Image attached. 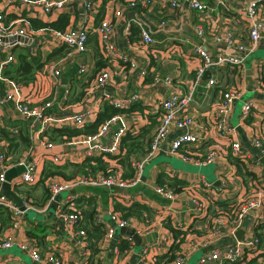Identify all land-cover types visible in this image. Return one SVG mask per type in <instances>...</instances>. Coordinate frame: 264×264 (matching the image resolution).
<instances>
[{
  "label": "crops",
  "instance_id": "obj_1",
  "mask_svg": "<svg viewBox=\"0 0 264 264\" xmlns=\"http://www.w3.org/2000/svg\"><path fill=\"white\" fill-rule=\"evenodd\" d=\"M203 1L209 6L203 13L196 10L181 12L169 6L164 0H154L150 4L136 8H127L126 0H104L92 15L85 13L79 0L74 4L66 5L62 10L55 9L49 14H44L40 6H32L28 12L30 19L48 22L57 19L62 13H67L69 17L67 27L85 25L89 30V40L86 50L74 52L72 56L62 61L61 77L56 87L51 84L53 82L48 76L42 74L43 66L47 61L64 57L70 48L64 44L50 47L49 36H41V43L36 53L31 52L36 47L17 44L13 48L15 57L17 52L25 49L38 55L42 61L40 69L33 72L34 82H19L24 97L29 101H35L37 95L44 93L47 99L52 90L57 89L59 97L55 102V108L60 115L66 110L76 111L86 106L98 111L101 101L88 97L84 88L89 82H93L97 70L102 67L110 68L114 77L113 84L108 85L112 100L122 101V98L134 93L140 95L139 98L126 104V107L133 105V110L122 112V120L129 124L134 132L132 135L139 136L140 145H135L132 149L134 144H130L128 147L131 148V152L128 154V161L125 165L122 162V159L126 160L124 153L119 162L124 175L135 172L132 162L146 153L150 137L158 122V102L171 91L186 93L190 89L196 67L202 62L195 51V45L201 43L209 54H214L220 46L212 34L223 30L226 24H232L234 32L239 37L246 35V21L240 10L230 14L216 0ZM225 1L232 6L239 2V0ZM116 9L121 11L118 16L113 13ZM103 18H111L114 22L112 41L116 50L124 53V58L114 56L108 59L104 56L99 38L94 31L95 26ZM161 21L163 23H160ZM197 25H201L205 30L201 40L196 34ZM141 28L148 29L151 33L153 38L151 42L142 41ZM0 52L1 59L6 52L2 47ZM97 60L101 63L97 64ZM260 60H264L263 42L248 55L241 77L231 75L227 66L209 68L208 77L203 74L187 106V114L194 120L191 130L200 135V143L188 145V150L184 151L183 147L179 152L171 153L170 139L166 138L161 150L144 163L140 179L135 184L125 188L76 186L61 192L57 196V202L50 204L46 209L39 212L34 210L36 214L29 215L26 210L24 214L16 218L15 224L1 222L0 237L12 235L15 241L32 238L43 258L48 253H53L62 264H171V260H166V257L162 255L169 253L172 238L178 243L179 249L188 251V258L184 264H202L198 262L202 253L211 250L221 252L232 239V235L227 227L217 224V218L223 217L222 212L229 206L228 204L239 198L242 193L256 189L253 186L264 187V176H262L264 158L259 155L258 149L251 142L252 136L259 131L264 117V91L256 88V66ZM82 64L86 69L84 72H78ZM248 68H251L253 82L251 89L248 88L246 75ZM142 69L145 70L144 73L141 72ZM166 76L172 80L169 85L163 84V78ZM210 76L219 80L220 83L207 85L206 81ZM235 80L241 88L242 98L234 103L229 114L226 115L227 125L233 128L228 129L227 134H222L221 129L212 120V116H209L208 110L214 102L220 100L223 86ZM244 99H251L253 107L250 113L242 118L240 107ZM97 111H94V116ZM3 116L4 113L0 108L1 120ZM177 132L181 130L174 131L171 136ZM104 139L109 142L106 137ZM57 140V137L53 139L54 142ZM232 140L241 142L238 154L232 152L229 142ZM30 146L33 148L32 160L39 163V169L40 167L45 169L49 165L50 167L59 166L70 175L69 177L94 174L102 170L98 168L99 161L104 162L105 165L110 164L112 167H116L118 163L111 156L110 158L100 155L83 157L82 151L73 146L55 144L51 149H47L32 141ZM212 149L218 152L214 160L197 164L182 159V155L187 154L201 161ZM61 151L67 157L60 163L52 162L50 152ZM104 158L109 161L103 160ZM129 170L131 172H128ZM53 176L56 179L69 178L58 173H54ZM40 177H42L41 174ZM174 178L180 183L174 184ZM203 180L212 182L213 187L205 188ZM217 180L218 183H216ZM157 186L173 188L176 191L175 197L168 198L159 194L155 190ZM178 186L180 189L176 190ZM11 189L21 192L37 208L43 207L46 201L44 197L47 187L41 178L31 183L13 184ZM191 197L195 198V201ZM71 204H75L74 206L82 211L80 226L78 223L74 226L68 225L59 217L57 205L67 209L66 205ZM217 207H221L222 210H217ZM112 211H117L121 215V212L127 211L124 214L129 221L126 228L142 236L139 243L133 238L132 241H128L126 236L129 233L121 232L118 228L119 231H116L110 244H101L103 241L101 238ZM257 216L252 211L244 216L241 226L243 233L252 227L251 225L258 219ZM95 223L101 224L100 229L103 230L88 231V228ZM172 227L180 230L178 234H175L176 236L171 230ZM79 228H84L86 232L82 244L78 242L80 235L74 232ZM28 229L34 230V237L28 236ZM203 237L208 238L207 244L192 250L195 241ZM121 243H127L128 246L120 249ZM114 244H117L116 249L112 247ZM143 249H145L144 253ZM253 262H255L254 258L221 263L210 259L203 264H251ZM0 264L48 263L45 259L33 260L27 252L21 251L14 244L9 248H0Z\"/></svg>",
  "mask_w": 264,
  "mask_h": 264
},
{
  "label": "built area",
  "instance_id": "obj_2",
  "mask_svg": "<svg viewBox=\"0 0 264 264\" xmlns=\"http://www.w3.org/2000/svg\"><path fill=\"white\" fill-rule=\"evenodd\" d=\"M78 0H0V47L3 48L5 55L0 59V80L5 81L6 89L3 94L0 95V108L4 113L0 124H6L7 118H16L19 121H25L27 128V135L32 142L42 145L47 149H51L55 144L68 147H76L81 150L83 157L86 156H108L110 154H118L120 152V142L122 136L131 130L129 124L122 120V112L113 114L105 119L97 128L96 131L90 133H81L74 137L66 138L58 142L52 141L46 130L51 126L68 125L70 127L83 126L85 123L92 121L94 116L93 109L89 106L76 111L66 110L65 112L58 113L53 109V103L58 95V90L53 89L49 98L36 99L35 101H29L24 97V93L21 84L15 80L9 78L3 73V69L11 62L16 60L14 47L17 44L24 46H33L31 52L36 53L38 45L41 43V36H49L50 47H56L66 45L70 49L67 51L64 57L60 59L45 62L42 70V74L48 76L53 86H57L61 77V70L63 67L62 61L74 54V52H82L87 48L88 29L85 25L69 26L63 29L54 28L51 26H40L32 28L30 25L29 9L32 6H40L41 11L44 14H49L55 9L62 10L68 4H74ZM87 15H92L98 10L102 0H79ZM154 0H126L125 6L127 8H136L143 5L152 3ZM169 6L176 8L181 12H188L189 10H196L198 12H205L208 9V4L203 0H164ZM218 4L223 5V8H235L240 10L244 15L245 26L247 27V38L244 36H238L234 32L232 24H226L223 30L218 33L213 32L216 43L220 46L219 50H216L214 54H209L201 43L195 45V51L202 59L200 65L196 67L195 76L191 83L190 89L186 93H180L178 91H171L165 95L159 102V115L158 122L151 135L149 147L146 153L139 159L132 162L135 168V172L132 178H122L118 176L119 170L115 172L103 173V171H96L94 174H79L69 178L56 179L53 175H48L44 178V184L47 187L48 197L43 207H36L26 199V196L21 192H17L22 199V203L25 205L26 210L33 209L37 212L42 211L49 207L50 204L57 202V196L66 190L79 185H93V186H117L125 188L135 184L141 175V169L146 161L152 158L156 153L161 150L162 143L169 138V150L171 153H177L181 148L188 150V145L200 143V135L191 130L193 124V118L187 114V106L193 98L195 87L201 82L203 74L211 67L214 68L220 66H236L244 73L245 61L248 55L263 42L264 45V0H239L238 4L234 6L227 3L225 0H216ZM98 6V7H97ZM118 16L121 14L119 9L113 11ZM160 23H163L161 21ZM114 22L111 18H103L99 24L95 26L94 31L99 38L101 50L104 56L108 59L114 56L124 58V53L116 50L112 41V33L114 30ZM129 25V23H127ZM128 28V26H127ZM130 30V29H129ZM205 33L204 28L201 25H197L196 34L199 39L203 38ZM41 34V35H40ZM141 39L144 43H149L153 40L151 33L148 29L141 28ZM20 37L25 38L21 40ZM242 38V39H241ZM6 39V40H5ZM256 74V88L264 91V60H260L257 63ZM85 67L80 65L78 72H84ZM142 73L145 70H141ZM113 74L110 68H100L93 77V82L84 88L88 97L93 99L97 98L99 101L108 100L114 106L126 107V104L139 98V94H131L129 97L122 98V101L118 99L112 100L111 92L108 89V85L113 84ZM170 77L163 78V84H171ZM219 82L216 78L210 76L206 84L211 85ZM242 98V91L239 85H230L223 90L219 101L214 102L209 110L208 114L215 124L221 129L222 134H227L228 129H232L233 126L227 125V117L234 103ZM253 102L251 99L242 100L240 107V115L245 118L251 111ZM14 110L17 115H12ZM10 131L17 132L19 126H9ZM181 130L171 136L174 131ZM104 137L109 142H106ZM200 141V142H199ZM232 152L238 154L241 148L240 140L229 141ZM252 144L258 149L259 155L264 156V117L261 123L259 131L252 136ZM8 142L4 138H0V206L7 208L13 217L16 218L20 214H24V210H21L19 206L13 202L6 194L1 190V184L5 180V171L12 165L25 164V169L18 175L10 180V185H17L26 182H35L42 176L43 167L38 168L39 163L32 160L33 148L30 146L19 157L17 161H10L3 147H7ZM218 152L214 149L210 150L204 160L192 158L190 155L183 154L182 159L193 163L201 164L204 161L214 160L215 155ZM29 157L31 158L29 160ZM67 157L65 153L50 152V158L52 162L60 163ZM42 168V169H41ZM264 176V172L262 174ZM205 188H212L213 184L210 181L203 180ZM256 189L248 190L240 195L239 198L231 201L225 211L222 212L223 217L217 218V224L227 227L231 232L232 239L228 242L221 252L217 250H211L210 252H204L199 257V263H205L210 259L218 260L221 262H236L243 260L244 258L250 260L255 259V262L251 264H264V248L260 245V235L258 230L255 231V226L258 223L264 222V187H255ZM156 192L162 194L168 198H174L176 191L171 188H164L157 186ZM192 198V197H191ZM195 201V198H192ZM75 204L66 205L67 209H64L57 205V212L59 217L64 223L74 226L82 217V213L74 206ZM217 210H222L221 207H217ZM255 212L258 219L251 225L247 231H244L240 238L235 235L236 229L241 227L244 220V216L249 212ZM97 218L99 216L97 215ZM129 225V221L126 217L122 216L117 211H112L109 215V222L107 230L105 232L103 241L101 244H110L114 239V234L118 228H123ZM79 236L78 242L82 244L84 242L85 230L79 228L75 230ZM212 232L215 233L214 230ZM211 232V233H212ZM128 241H132L131 234L127 235ZM170 239V238H169ZM175 242L172 238V243ZM208 238L203 237L195 241V245L192 247L194 250L196 247H203L207 244ZM171 243V244H172ZM16 245L21 251L27 252L31 258L35 261H41L45 259L48 264H62L61 260L53 253H48L45 258L41 256L38 251V247L35 246L33 239H26L21 241H15L12 235L0 237V248H9ZM261 246V247H260ZM117 248V244L112 246ZM145 249H143V253ZM247 256V257H243ZM188 258V251L185 249H176L175 256L171 260V264H184ZM196 264V263H193Z\"/></svg>",
  "mask_w": 264,
  "mask_h": 264
},
{
  "label": "trees",
  "instance_id": "obj_3",
  "mask_svg": "<svg viewBox=\"0 0 264 264\" xmlns=\"http://www.w3.org/2000/svg\"><path fill=\"white\" fill-rule=\"evenodd\" d=\"M104 1V0H102ZM227 12H230V14H235V8H225L224 9ZM69 22V17L68 14H60L59 17L55 20H51L48 22H43V21H39L36 19H30V24H32L35 27H40V26H46L49 25L51 27L54 28H58V29H63L65 27H67ZM96 33V32H95ZM89 34V33H88ZM97 35V33H96ZM89 37V36H88ZM98 38V36H97ZM244 38H247V31H246V35L244 36ZM242 39V38H241ZM87 39V43H88ZM28 50H23L19 51L16 53V60L14 62L9 63L4 69H3V73L8 76L9 78L15 80L16 82H21V83H26V82H30V81H35V78L33 77V72L34 70L40 69V67L42 66V61L40 60V58L38 57V55H34L31 52H27ZM1 54V52H0ZM101 63V61L97 60V64ZM41 64V65H40ZM44 64V63H43ZM227 69L229 71V73L231 75H236L241 77L242 75V71L237 68L236 66H228L227 65ZM98 71V70H97ZM96 71V72H97ZM6 83L3 80H0V95L4 93L5 89H6ZM230 85H236L237 86V81L235 80L232 83H229L227 85H224L223 90L226 89L227 86ZM222 90V92H223ZM85 92V90H84ZM58 95L54 100L53 103V109L56 110L55 108V102L58 99ZM134 109V106H129V107H117L114 106L111 102H109L108 100H103L101 102V106L99 108V110L96 113L95 118L92 121H89L88 123H85L83 126H79V127H70L68 125H60V126H51L46 130V133L48 134V137L53 141L54 138H58V141L62 140L64 136H66V138H71L74 137L78 134L81 133H90V132H94L97 130V128L99 127V125L108 117H110L113 114H117V113H121V112H127V111H131ZM9 126H19L18 131L17 132H12L10 131V129L8 128ZM134 132H132V130H128L121 139L120 142V152L118 154H110L108 155V157L110 158V156L115 160V162L117 163V165H115L116 167H112L110 164H106L103 162L101 163V161H99L98 163V168L102 169L100 171H103V173L107 174L109 172H115L117 170H119L118 172V176L122 177V178H132L134 175V172H131V170H129L128 172H131L129 174H123V170H122V165L119 162L120 161V157L124 154V159H122V162L125 165V162L128 161V154L131 152V148H129L128 146L130 144H134L132 145V149L134 148L135 145H140V140H138L139 136L138 135H132ZM0 138H4L8 144L7 147H3L5 153L10 156V161H17L19 159V157L21 156L22 152L26 149H28L31 145V140L29 138V136L27 135V128H26V124L25 121L23 123V121H19L16 118H10L8 119V121H6V124L2 125L0 124ZM151 138V137H150ZM150 142V140H149ZM126 147H125V145ZM149 147V145H148ZM127 150V152H125ZM106 158H104L103 160H105ZM108 159H106L107 161ZM235 161H237L236 159H234ZM109 161V160H108ZM240 160H238L239 162ZM102 165V166H100ZM49 165L48 167H46L45 169H43V173H42V177H41V181L44 180L45 177H47L48 175H53L54 173H58L63 175L64 177H69V174H66L61 168H59V166H52ZM92 168V167H91ZM130 175V176H127ZM174 180V184H176V182L180 183L179 180H177L176 178L173 179ZM169 184H172L171 182H169ZM176 190L180 189V186L175 188ZM48 197V191L45 192V197L44 199H47ZM79 210V209H78ZM80 211V210H79ZM122 211V210H121ZM82 212V211H80ZM122 215L124 216V214L127 213V211L121 212ZM125 217V216H124ZM15 221V218L13 217V215L11 214V212L3 207L0 206V223L3 222L5 224H9L12 225ZM80 222V220H79ZM78 222V225H79ZM77 224V223H76ZM80 226V225H79ZM100 227L102 228L101 224L99 223H95L91 225V227L88 228V231H98L100 229ZM84 229V228H82ZM256 229L258 230V235H260V245L263 246L264 248V222L258 223L255 226V231ZM101 230V229H100ZM103 230V229H102ZM101 230V231H102ZM107 228L105 229L106 232ZM173 234H178L180 232V230H177L175 228H171ZM87 231V230H86ZM104 232V235H105ZM86 233V232H85ZM27 234L30 237H34L35 236V232L33 229H28L27 230ZM104 235L102 236V238H104ZM176 236V235H175ZM101 238V239H102ZM128 246L127 243H121L119 245L120 249H125ZM179 249L178 248V243L177 242H173L170 246V250L168 254H164L162 255V257H166V260H172L175 256V250Z\"/></svg>",
  "mask_w": 264,
  "mask_h": 264
},
{
  "label": "water",
  "instance_id": "obj_4",
  "mask_svg": "<svg viewBox=\"0 0 264 264\" xmlns=\"http://www.w3.org/2000/svg\"><path fill=\"white\" fill-rule=\"evenodd\" d=\"M20 39H24L25 38H22L20 37ZM213 66L210 67V69L212 68ZM205 77H208L209 76V72L206 71L204 73ZM203 75V76H204ZM246 75H247V81H248V88L251 89L252 86H253V82H252V76H251V68H248L246 70ZM264 158V156H263ZM31 158L29 157V160ZM25 169V164H16V165H12L10 166L6 171H5V180L2 182V192L4 194H6L13 202H15L19 208L21 210H24V212L26 211V207L25 205L22 203V199L21 197L19 196V194L17 192H15L14 190L11 189V185H10V180L15 177L16 175H18L22 170ZM216 183H218V180L216 181ZM121 232H127L129 234L132 235V238L135 239V241L137 243H139L142 239V236L138 235L136 232H132L130 228H126V227H123V228H120L119 229ZM117 229V231H119ZM237 238H240L243 234V227H240L237 232Z\"/></svg>",
  "mask_w": 264,
  "mask_h": 264
},
{
  "label": "rangeland",
  "instance_id": "obj_5",
  "mask_svg": "<svg viewBox=\"0 0 264 264\" xmlns=\"http://www.w3.org/2000/svg\"><path fill=\"white\" fill-rule=\"evenodd\" d=\"M228 82H230V81H228ZM218 83H220V81H219ZM46 96H47V95L44 94V93H43V94H39V95L36 96V97H37L36 99H37V100H38V99H42V98L44 99V98H46ZM12 115H13V116H16L17 113H16L14 110H12ZM44 189H45V188H44ZM182 195H183V194H182ZM27 212H29V215H30V214H36V212H35L34 210H27Z\"/></svg>",
  "mask_w": 264,
  "mask_h": 264
}]
</instances>
